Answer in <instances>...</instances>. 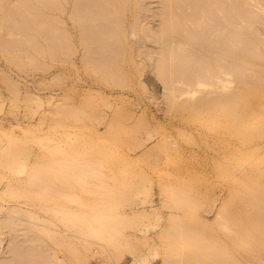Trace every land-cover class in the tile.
Returning a JSON list of instances; mask_svg holds the SVG:
<instances>
[{"label": "rangeland", "instance_id": "374dc122", "mask_svg": "<svg viewBox=\"0 0 264 264\" xmlns=\"http://www.w3.org/2000/svg\"><path fill=\"white\" fill-rule=\"evenodd\" d=\"M12 1L0 0V11L12 7ZM76 1L57 0L53 8H38L43 16L37 22L52 21L56 29L42 32L36 43L24 36L31 33L33 39L34 33L25 31L17 35L25 41L12 48L0 33V159H9L5 149L17 148L12 168L0 164V217L5 223L0 224V263L20 264L21 258V264H166L173 246L180 252L172 260L187 264H264V252L250 248L261 238L248 234L256 225L238 232L225 219L236 208L235 190L242 194L251 190L237 184L235 175L238 180L242 176L226 168L231 155L226 137L233 146L238 144L241 128L232 127L234 131L225 136L228 124L215 120L217 109L178 108L190 95L172 107L166 84L158 76L156 58L162 43L146 38L142 28L159 32L164 0H122L127 8L111 20L116 33L111 41L117 45L121 40L120 26L127 36L123 56L102 78L85 64L82 25L74 16V9L81 6L75 7ZM260 20L253 18L254 30L264 35ZM0 32L8 35L1 20ZM46 39L67 48L60 58L41 52ZM248 65L250 75L262 77L264 84V59ZM253 87L256 94L249 97L247 107L253 115L243 119L249 128L255 119L264 120V95L258 93V85ZM255 140L257 152L263 154L264 140ZM66 162L88 168L72 172L71 180L51 176L67 171ZM33 165L47 170L35 184H21L27 182ZM263 182L260 178L255 184L264 188ZM9 185L26 190L24 197L3 194ZM223 206L227 209L219 215ZM13 207L26 212L12 211ZM68 210H83L88 224L105 234L112 227L100 225L93 216L115 219L114 241L91 234L80 239L81 228L69 221ZM185 223L202 234L206 253L187 255L184 241L175 239L172 228ZM219 248L217 262L204 256Z\"/></svg>", "mask_w": 264, "mask_h": 264}, {"label": "bare ground", "instance_id": "6f19581e", "mask_svg": "<svg viewBox=\"0 0 264 264\" xmlns=\"http://www.w3.org/2000/svg\"><path fill=\"white\" fill-rule=\"evenodd\" d=\"M36 1V4H32L30 0H13L12 7L0 11V20L8 31V35L0 32L4 43L8 41L12 48H17L19 43L25 41L24 38L17 35L25 31L34 33L33 39L30 38L31 33H24V36L29 41L36 43L37 36L42 35V32L56 29L52 21L49 24L46 23L48 22L46 20L45 25H42L43 21L39 20L38 23L37 20L41 15L43 16L38 8L41 10L44 7L53 8L57 0ZM76 2L78 4L75 3V7L79 4L81 6V8L77 6L74 9L76 11H74V16L76 20H79V22L77 20L79 26L80 23L82 25L81 40L87 52L85 57L88 56L85 59V64L89 70L99 75L97 77H105L112 69H115V62H120L123 56L122 48L125 46L124 40L127 36L119 26L117 35L121 37V40L117 45H114L111 37L116 36V33L113 31L111 20L121 17L120 9L127 8V3L122 0H77ZM163 6V18L159 32L156 33L150 26L142 28L146 38L162 43L160 56L158 59L155 57L158 76L166 84L168 96L173 101L172 107L174 101L190 95L191 99L184 98L181 103L177 104V107L189 111L217 109L214 111L215 120L219 119V123L224 121L228 124L222 132L225 136L230 135L234 131L233 128H241L238 144L233 146L226 137L228 150L231 151L228 158V163L231 165L227 164L226 168L232 174L237 173L240 177L242 176L243 179L238 180L235 175L237 184L244 186L247 184L251 190L249 189L250 191L243 194L240 192L241 189L235 190V199H238L236 208L228 213L225 219L238 227V232L242 230L243 226L255 224L254 229H248V234L256 235L258 233L261 238L255 247L250 248L264 252V188H262V184H255L260 178H264V153L257 152L256 145L259 143L255 140H264V120L255 119L252 128L245 126L246 121H243V119L250 118L248 115H253L251 111L247 110L248 101L252 99L249 97L256 94L253 85H258L260 89L258 93L264 95L262 77L251 76L248 65L251 60L264 59V35L259 30H254L255 22L253 21V18L258 16L264 23V0H164ZM138 21H142L140 16ZM58 32L60 33V31ZM250 34L252 40L249 37ZM62 35L60 34L65 41V36L63 38ZM43 47L41 52L45 56L57 57V59L60 58L61 51L67 49L63 43H56L53 39L50 42L46 39V44ZM113 49L114 53L111 55L110 51ZM128 51L133 54L132 49H128ZM16 54L19 56L20 51H16ZM147 54L149 57L155 56L151 53ZM11 142H15V140L12 139ZM3 152L9 159H0V164L12 168L16 160L14 157L17 148H7ZM63 165L67 171L60 175L51 172V176L63 181L71 180L72 172L84 173L88 168V165L81 166L74 162H66ZM78 168L79 171H75ZM46 170L47 166L33 165L32 170L29 171L28 180L26 179L27 182L21 184H35V178L41 177L40 174ZM6 187L9 191L4 189L3 194L10 195L11 192V195L22 194L21 197H24L23 192L26 193V190L21 189L20 192V189L18 191L12 185ZM176 202L178 203L179 200ZM82 204L85 205V202ZM226 207L223 206L222 212L220 211L222 214L219 213V215H223ZM12 211L23 212L22 208L16 207H13ZM67 214H70L69 221L73 226L79 224L82 234L80 239L86 240V235L91 234L101 241H105V239L108 242L114 241L115 219L101 214L93 216V219L100 225L107 228L112 227V231L105 234L103 230L95 229L88 224L83 210L79 213L72 210ZM0 224L5 225L2 223L1 217ZM173 229L175 239L181 238L184 241L185 248L189 253L187 255L206 253L207 246L204 244L201 233L186 223L182 227L176 226L175 231ZM169 250L170 252L166 256H169L173 263H170V260L168 263L183 262V260H172L180 251H175L173 246ZM218 253H222L220 248L204 256L208 258L212 256L213 261L217 262L215 257ZM184 255L186 256V254ZM14 256L16 258V255ZM169 257L167 258L170 259ZM167 258L164 260L167 261ZM18 259L16 260L18 261ZM20 260L21 258L18 262L22 263ZM10 261L8 263L13 264V261Z\"/></svg>", "mask_w": 264, "mask_h": 264}]
</instances>
